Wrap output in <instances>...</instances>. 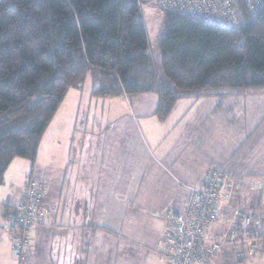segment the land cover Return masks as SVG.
I'll return each mask as SVG.
<instances>
[{
    "label": "trees",
    "instance_id": "1",
    "mask_svg": "<svg viewBox=\"0 0 264 264\" xmlns=\"http://www.w3.org/2000/svg\"><path fill=\"white\" fill-rule=\"evenodd\" d=\"M142 8L147 7H139L135 0H0V183L15 157H36L42 135L65 94L73 87L81 88L87 76L93 95L98 97L155 93L154 112L161 121L174 110L185 108L187 101L182 104L185 107L178 108L185 98L195 102L217 96L223 103L229 95L240 97L243 88L264 92V4L251 13L241 3L246 21L236 29L162 9L163 28L157 39L159 67L149 51ZM219 102L217 106H221ZM210 172L216 177L218 195L213 201L218 218L211 230L222 237L234 211L247 212L259 221V251L264 240L261 219L246 205L232 206L239 182L225 168H210L194 184L179 181L186 189L184 202L186 186H199ZM47 190L48 184L40 203L49 215L45 220L34 217L28 233L33 234L38 226L46 227L55 214ZM25 201L20 189L18 203L8 199L0 204L2 227L20 264H27L34 242L32 236L28 238L29 250L23 259L17 258L15 241L9 237L16 230L9 226L17 228L19 206ZM258 251L238 258L234 247L225 246L213 260L217 264H245ZM225 252L232 254L230 262H224Z\"/></svg>",
    "mask_w": 264,
    "mask_h": 264
},
{
    "label": "rangeland",
    "instance_id": "2",
    "mask_svg": "<svg viewBox=\"0 0 264 264\" xmlns=\"http://www.w3.org/2000/svg\"><path fill=\"white\" fill-rule=\"evenodd\" d=\"M141 13L148 35L149 51L159 67L157 39L163 28L164 12L160 7L147 6L142 8ZM65 95L52 122L42 135L36 157L31 160L23 156L15 157L4 173L0 188L13 192L23 181L34 179L49 182L53 186L56 181L59 188H63L65 192L69 183L73 186L77 184V189H81L82 174L87 173V179L93 173L96 174L98 178L95 179V183L88 181L83 185L89 201L85 227L89 231H95V234L90 231L86 236L76 231V234L70 233L66 238L72 243H62V245H68V248L74 245L73 250L76 253L74 258L80 259L81 253H77V248L87 240L86 242L92 244L93 252L97 254L95 258L101 261L98 264H109L105 252L102 251L104 248H99L100 244H106L107 235L114 239L127 236L132 242H142V237L145 242L149 241V234L153 235L156 232L161 220L164 223L163 212L158 216L153 214L156 207L161 209L167 200L169 202L177 200L172 184L173 170L169 171L170 168L168 170L163 164L159 165V153L166 150L168 156H173L180 141H174L176 136L182 137L181 139L184 137L192 141L196 140V143L194 141L192 144L199 145L204 142L203 137L206 136L204 132L210 129L212 124L208 123L207 126L204 123L196 132L195 124L185 126L183 129V123L180 122L177 127L173 123V118L161 121L154 112L157 96L152 92L98 97L92 93L90 76L84 79L81 88L73 87ZM238 95H229V97H238ZM240 95L244 109L240 108L241 118L244 120L246 118L249 124L262 122L264 98L257 96L256 88H243L240 90ZM186 101L191 102L190 99L185 98L181 104L178 103L180 104L178 108L183 107L182 104ZM236 122L238 123L239 120ZM260 126L263 128L264 122ZM177 132L183 135L179 137ZM203 144L207 147L206 142ZM70 157H72L71 162ZM77 158L82 161H76ZM154 162L159 168L153 166ZM99 171L100 175L97 174ZM113 171L116 172V176L109 177ZM176 187L181 188L178 184ZM55 190L59 191L58 188ZM134 193L137 198L134 197ZM124 203L129 204L131 208L129 212L134 214L136 211L135 214L138 216L133 217L129 213H124L125 210L123 211L121 207ZM153 219L159 224L157 227L150 224ZM123 223L134 226L135 230L127 232L124 226L121 227ZM71 225L66 228L72 230ZM101 232L104 236L100 234ZM5 233L7 234L6 231ZM31 236V232L27 233L28 238ZM2 238L0 264H20L13 257L11 242L9 244L5 237ZM97 250L102 252L99 254ZM117 253L118 264H138L142 259L137 254L129 259L128 255L119 256L120 252ZM261 261L264 264V256Z\"/></svg>",
    "mask_w": 264,
    "mask_h": 264
},
{
    "label": "crops",
    "instance_id": "3",
    "mask_svg": "<svg viewBox=\"0 0 264 264\" xmlns=\"http://www.w3.org/2000/svg\"><path fill=\"white\" fill-rule=\"evenodd\" d=\"M257 96L261 97V99L264 98V92H257ZM241 97L242 95L237 98L228 96L229 99H225L223 103V100H218L217 98L219 97L217 96H206V98L196 100L198 102L188 103L189 101H187L185 104L186 107L184 105L185 108L180 109L183 113L174 110L175 112L168 117V120L173 118V123H175L177 127L180 122L183 123V129L185 126L187 127L191 124H195L196 132L199 131V127H203L204 123L207 124V126L209 125L208 123H211L212 127L204 132L206 136L203 137V140L206 142L207 147L204 146V142L196 145V140L192 141L184 137L181 139L182 137L177 138L176 136L174 141H180L179 145H176L175 154L171 153L173 156H168V151L166 150L159 153V165L163 164V167L166 166L168 170L170 168L169 171L173 170L171 173L174 178L172 184H174L173 190L176 192L175 195L177 200H172L170 202L167 200V204L164 203L161 209L156 207L153 212L155 216L162 213L169 205L178 207L184 202L186 190L183 187H181L182 189L176 187L177 184L179 185V181L184 184H194L197 183L201 175L207 170H210V168L223 167L229 176L239 182L238 189L235 190L233 195L234 199L232 206L234 207L240 204L246 205L259 217V219H261L262 229L264 230V127L262 128L260 126L264 120L257 124H249L246 118L245 120L241 118V109H243ZM217 102L221 103V106H217ZM189 105H191V107H189ZM238 120L239 122L237 123L236 121ZM177 134L179 137L183 135L178 132ZM194 141L195 143L192 144ZM71 160L72 157H70L69 161L71 162ZM76 161L81 162L82 160L77 158ZM154 165L159 168V165L155 162L153 166ZM128 170L131 171V169ZM100 173V171L97 172L98 175H100ZM131 175L132 174H130V176ZM82 176L81 189H77V184L73 186L72 183L68 182L69 184H67L68 186L65 192H63V188H59V184L56 181L54 186L47 182V195L51 204L56 208L55 214L51 216L46 227L38 226L35 228L32 234L35 250L30 255L27 264H98L101 262L95 258L97 254L91 249V243L83 242V244L78 246L77 253H81L80 259H76L77 257L74 258V254H76L75 250H73L74 245L69 246V248L68 245H62V243L68 244L71 242V240L69 241V239H66L70 236V233L76 234V231H80V233H86L88 235L91 231L85 227V219L89 211V201L87 199L88 195L83 190V185L88 181L90 183H95V179H97L98 176L94 173L91 177H88V179L87 173L82 174ZM114 176H116V172L113 171L110 173L109 177ZM130 176L129 178L131 179ZM18 186L19 187H16L13 192L0 188V204L8 199H12L13 204L18 203L20 201L21 183ZM56 188H58L59 191L55 190ZM172 196L174 197V194H172ZM172 196L170 198H172ZM134 197L137 198L135 193ZM82 203H84L86 208L84 212ZM121 207L123 211L125 210L124 213H129L133 217L138 216V214H135L136 211L134 214L129 212L131 208L128 203L122 204ZM131 211L133 212L134 210L132 209ZM160 223L161 225L158 226L159 224L156 223L154 219L150 221V224L154 227H158L153 235L149 234V241L146 242L144 237H142V242H132L127 236H120V238L114 239V237L107 235L108 239L105 242L106 244L99 245L100 249L104 248L102 251L103 253L105 252L108 259L107 263L118 264L117 260L119 261V259L117 252H120L119 256L128 255L129 259L134 254L140 255L142 259L138 264H165L158 260L155 253L157 240L164 232V223H162V220ZM2 225L3 220L0 216V241L3 239L2 237H5L6 241L10 244ZM70 225L73 226L72 230L66 228L70 227ZM121 225V227L124 226L126 228L127 232L135 230L134 226L128 225L127 223ZM91 233L95 234V231H91ZM102 233L103 232L100 234L102 235ZM67 249H69V251ZM102 251L97 250V253L99 252L100 254ZM263 253L264 240L261 242V249L258 251L257 255L248 257L245 264H263L261 261V258L264 256ZM231 255L232 254L225 252L223 257L224 262L225 260L230 262Z\"/></svg>",
    "mask_w": 264,
    "mask_h": 264
},
{
    "label": "built area",
    "instance_id": "4",
    "mask_svg": "<svg viewBox=\"0 0 264 264\" xmlns=\"http://www.w3.org/2000/svg\"><path fill=\"white\" fill-rule=\"evenodd\" d=\"M139 7L156 6L166 11L187 14L207 21L226 25L236 29L245 23L241 3L251 13L263 6L264 0H135ZM206 181L200 185H188L186 201L178 209L165 208L164 235L156 244L155 253L159 261L166 264H217L213 256L222 253L225 246L235 248L238 258L256 254L260 247L257 238L261 236L259 221L251 219L247 212L235 210L220 237L211 230L218 218L214 206L217 197L214 188L216 177L210 172ZM45 183V182H44ZM37 180H27L22 184L21 192L26 201L19 206L20 213L15 224L9 226L16 233L9 235L15 241L14 255L23 259L30 248L27 228L32 225L34 217L44 219L49 215L40 203L47 184ZM18 229V230H17ZM22 230V231H21ZM20 231V232H19ZM18 232V233H17ZM238 262L237 264H240Z\"/></svg>",
    "mask_w": 264,
    "mask_h": 264
}]
</instances>
